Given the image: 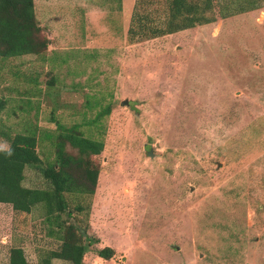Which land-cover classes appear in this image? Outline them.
Here are the masks:
<instances>
[{
    "label": "rangeland",
    "instance_id": "rangeland-1",
    "mask_svg": "<svg viewBox=\"0 0 264 264\" xmlns=\"http://www.w3.org/2000/svg\"><path fill=\"white\" fill-rule=\"evenodd\" d=\"M141 1L32 0L47 46L0 60V149L35 126L43 168L56 124L102 142L93 195H64L81 264H264V0H211L212 23L130 39L134 14L165 22L164 0ZM46 227L39 205L0 203V264L12 247L41 264L59 247Z\"/></svg>",
    "mask_w": 264,
    "mask_h": 264
},
{
    "label": "trees",
    "instance_id": "trees-1",
    "mask_svg": "<svg viewBox=\"0 0 264 264\" xmlns=\"http://www.w3.org/2000/svg\"><path fill=\"white\" fill-rule=\"evenodd\" d=\"M142 3L136 0L134 8H139ZM164 3L166 16L163 26L149 27L146 16L134 14L128 30L130 39L136 34L156 38L215 21L211 14V0H164ZM46 46L47 39L40 35V28L34 20L32 0H0V60L39 56ZM2 109L3 102L0 101V112ZM108 113L109 108L106 107L97 116L101 118ZM89 125L94 126V122H89ZM55 131L54 134H43L44 138H52L53 151L52 159L43 168L39 167L41 161L36 152L35 126L26 127L23 133L6 138L7 148L0 149V203L10 205L13 212L25 214L37 205L41 207L47 226L46 235L59 243L56 250L46 253L41 264H49L52 259L81 264L85 252L83 240L87 238L84 229L71 219L64 195H93L98 169L92 164L91 157L99 154L102 142L84 136L78 125L63 127L56 124ZM27 166L39 170L44 188L22 186V172ZM75 209L81 211L79 206ZM62 214L68 222L61 220ZM95 254L108 260L113 256V250L103 247ZM8 264H26L21 248L9 249Z\"/></svg>",
    "mask_w": 264,
    "mask_h": 264
},
{
    "label": "water",
    "instance_id": "water-1",
    "mask_svg": "<svg viewBox=\"0 0 264 264\" xmlns=\"http://www.w3.org/2000/svg\"><path fill=\"white\" fill-rule=\"evenodd\" d=\"M123 104H126V102H122ZM150 154V151L148 152Z\"/></svg>",
    "mask_w": 264,
    "mask_h": 264
},
{
    "label": "clouds",
    "instance_id": "clouds-1",
    "mask_svg": "<svg viewBox=\"0 0 264 264\" xmlns=\"http://www.w3.org/2000/svg\"><path fill=\"white\" fill-rule=\"evenodd\" d=\"M0 147H2V146H0Z\"/></svg>",
    "mask_w": 264,
    "mask_h": 264
}]
</instances>
